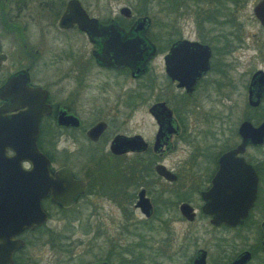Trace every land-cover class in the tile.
<instances>
[{"label":"flooded vegetation","instance_id":"af4514ba","mask_svg":"<svg viewBox=\"0 0 264 264\" xmlns=\"http://www.w3.org/2000/svg\"><path fill=\"white\" fill-rule=\"evenodd\" d=\"M144 1L0 0V264H264L262 0Z\"/></svg>","mask_w":264,"mask_h":264},{"label":"water","instance_id":"95a60500","mask_svg":"<svg viewBox=\"0 0 264 264\" xmlns=\"http://www.w3.org/2000/svg\"><path fill=\"white\" fill-rule=\"evenodd\" d=\"M257 13L261 16H263L264 18V0L260 1V3L258 4V7H256ZM0 57H2V55L0 54ZM43 99V98H42ZM41 99V100H42ZM43 109L40 107L39 109H37V114L42 111ZM37 118L32 116L31 117V125H30V129L27 132V134L30 135V141H28L27 143L23 144L20 146L21 150H27L28 152H31L30 154V159L32 157V153H37L38 155V159L36 158L33 161V168L31 169L30 173V186H31V190H35L37 196H43L45 194H47V192L50 190L52 192V195L54 198L57 199V195L59 194L58 190H60V185L64 184L62 187V190H65V182L69 181V180H73V177L70 174V171L68 168H62L60 171H58L56 174V177H53L49 171H48V159L46 156H44L43 153H41L40 151H38L36 144H35V137L37 134V123H36ZM36 157V156H35ZM33 160V159H32ZM33 174H37L40 175L41 177V182L40 185L38 186L36 184H34L33 182V178L32 175ZM256 180V178H255ZM20 182H16V181H1L0 185H1V190H3V195L5 196L6 192H8V196H13V197H19L22 198L23 195H17V194H13L15 191H20L22 192L24 189L22 188V185H19ZM59 183V187L57 189L56 184ZM34 185V186H33ZM57 189V190H56ZM255 190V188L253 187V191ZM33 191H31V193L29 194V198L32 200L34 199V195H33ZM6 195V196H7ZM32 195V196H31ZM71 198V197H69ZM61 200L67 199L66 196H62L60 198ZM42 217V219H41ZM38 220H44L45 219V215L44 212H42V216H41ZM23 225H13V229L14 232H16V230H19ZM15 242V246H17L16 244L21 242V239L15 238L14 240ZM12 252L10 251L7 260H6V264H11L12 263V257H11ZM240 259H238L237 261H235L233 264H241Z\"/></svg>","mask_w":264,"mask_h":264},{"label":"rangeland","instance_id":"374dc122","mask_svg":"<svg viewBox=\"0 0 264 264\" xmlns=\"http://www.w3.org/2000/svg\"><path fill=\"white\" fill-rule=\"evenodd\" d=\"M142 1H144V0H142ZM146 1H150V0H146ZM178 1L179 0H177V2ZM154 3H158L163 8V10H161V11H156L157 13H159V14L167 13V0H158V1L154 0V1H152V4H154ZM153 8H156V6H153ZM249 11H250V7H246L245 10H244L245 13H249ZM173 226H174V229H175V235H177L179 237H177L178 239L175 240V242H176L175 248L177 249V255H175L174 260L172 262H170L169 264H185L184 260L186 259V256H185L186 252L184 253V250L181 247L182 241H184V240H182L180 237L182 236L181 233H182L184 227L187 226V225H173ZM196 226H199V225H192V227H196ZM83 227H84V229H86L87 225H85ZM77 228L80 229L79 226ZM84 229L82 228L83 232H85ZM66 231L69 232L70 231L69 228H67ZM41 243L42 242H40L38 240V242L34 245V248L35 249L41 248V250L45 249L46 258H48L50 256L51 252H53L55 249L52 248L51 246H45L44 247V246L41 245ZM34 248L31 245H29V249H31V250L33 249L34 250Z\"/></svg>","mask_w":264,"mask_h":264}]
</instances>
